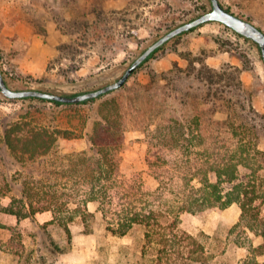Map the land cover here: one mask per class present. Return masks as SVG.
Instances as JSON below:
<instances>
[{"label": "rangeland", "instance_id": "rangeland-1", "mask_svg": "<svg viewBox=\"0 0 264 264\" xmlns=\"http://www.w3.org/2000/svg\"><path fill=\"white\" fill-rule=\"evenodd\" d=\"M220 2L227 10L264 31V0ZM85 6L89 9L96 6L101 13L100 20L93 17L98 31L72 45L67 31L77 30L74 22L77 23V14ZM210 10V0H0V67L6 71L9 86L14 90L42 88L64 95L97 90L117 81L166 33ZM32 20L40 32H35ZM20 24L31 26L35 34L44 37L45 43H53L57 48V55L41 75L35 76L30 67L19 63L29 56L25 53L29 41L26 48L21 45L20 49L17 37H12V50L16 51H7L10 38L3 36V30H15ZM178 37L165 44L119 89L122 91L118 94L120 101L135 102L144 87L163 85L162 93L169 91L175 96L171 103L177 119L193 118L198 110H211L220 120H226L230 114L237 123L257 127V146L264 151V61L259 46L220 23H208ZM171 70L174 73L170 74ZM166 74L172 82L161 81ZM173 85L175 90H172ZM187 91H190L189 96L185 95ZM185 101L191 103L190 107L183 104ZM88 108L71 109L39 101L9 99L0 91V131L3 133L21 116L66 126ZM125 138L127 162L142 173L150 189H156L158 181L146 161L145 133L130 130ZM85 143L88 147L87 140H60L54 154L25 164L16 161L6 146L0 144V264L155 263L158 245L144 250V226L136 225L125 236L114 235L107 230L97 207L88 208L91 216L79 217L71 224V242L57 224H41L35 215L19 220L8 212V208L19 210L22 207L18 200L23 190L34 192L36 188L56 182L55 172L66 162L63 157L79 151ZM259 161L264 166V155L259 156ZM258 174L255 184L260 197L254 204L260 208L264 219V168ZM221 214L216 210L204 215H186L180 227L206 245L207 254L203 258L206 264H235L247 253L234 242L235 238L244 241L245 233L238 231L236 237H229L234 225L223 223ZM249 235L255 245L264 242L263 237L253 232ZM260 261L264 262V256Z\"/></svg>", "mask_w": 264, "mask_h": 264}, {"label": "trees", "instance_id": "trees-1", "mask_svg": "<svg viewBox=\"0 0 264 264\" xmlns=\"http://www.w3.org/2000/svg\"><path fill=\"white\" fill-rule=\"evenodd\" d=\"M100 15L96 6L90 9L85 6L77 14L78 21L74 22L77 30L67 31L72 45L98 31L93 17L100 20ZM32 22L35 32H40L36 22ZM163 48L154 52L140 68ZM1 70L9 85L6 71ZM169 79L166 74L161 81L172 82ZM162 86L144 87L135 102L129 104L120 101V90L79 104L42 98L18 99L71 109L89 108L66 126L28 120L25 116L9 124L3 133L0 131V144L6 146L16 161L38 162L54 154L60 140H87L89 146L63 157L66 162L55 172L56 182L36 188L34 192L23 190L18 200L22 207L6 211L19 220L51 211L52 223L62 227L71 242V223L79 217L91 216L88 204L95 202L107 230L114 235L125 236L136 225L145 227L144 250L158 245L154 264H206L203 260L206 245L199 237L180 230L184 216L225 210L237 203L242 215L230 228L229 237L243 231L244 241L235 238L234 242L247 253L235 264H264L260 261L264 256V242L255 245L249 235L253 232L264 238V219L260 208L254 204L260 197L255 182L264 168L259 161L264 151L257 146V127L237 123L230 114L226 120L217 119L211 110H198L193 118L181 121L175 117L176 110L171 103L175 96L169 91L162 93ZM172 90H175L174 85ZM189 94L190 91L185 93ZM183 104L191 105L186 101ZM200 113L210 117H201ZM130 130L145 133L146 161L158 181L156 189H150L142 173L127 162L125 136Z\"/></svg>", "mask_w": 264, "mask_h": 264}, {"label": "water", "instance_id": "water-1", "mask_svg": "<svg viewBox=\"0 0 264 264\" xmlns=\"http://www.w3.org/2000/svg\"><path fill=\"white\" fill-rule=\"evenodd\" d=\"M211 10L207 11L191 21L184 23L173 30L166 33L152 45H150L125 71V73L115 82L99 88L97 90L85 92L78 95H64L54 92H47L38 89L14 90L8 84L0 68V91L9 99H23V98H42L55 102L65 104H79L81 102L97 99L105 94L123 88L133 74L144 64L154 52L167 44L174 38L192 31L195 28L203 26L208 23H220L241 36L255 42L261 51L264 61V31L238 15L227 10L220 2V0H210Z\"/></svg>", "mask_w": 264, "mask_h": 264}, {"label": "crops", "instance_id": "crops-1", "mask_svg": "<svg viewBox=\"0 0 264 264\" xmlns=\"http://www.w3.org/2000/svg\"><path fill=\"white\" fill-rule=\"evenodd\" d=\"M3 36H5L7 40L8 38H10L8 40L9 43H7L9 47L7 48V51L11 50L13 53L16 50H12V46H13L12 37H17L15 39L20 49H21V45L25 46L26 48L27 47L26 43L28 41L30 42L29 46L25 50V53L26 52L27 54L29 53V56H27L24 60L22 59L19 60V63L21 64L22 67H27V66L30 67L35 73V76L41 75L44 72H46L49 66L50 60L55 55H57V48L55 44L50 43V42L45 43L44 37L39 34H35L33 28L27 24H22V25L20 24L19 26L15 28V30H12V31L8 30L7 28H4ZM36 69H38V71H36ZM83 142H85V140H83ZM86 148H87V144L85 147L80 148L79 151L84 150ZM92 207L94 208L97 207L98 209L97 203L90 202L88 204V208L91 209ZM219 211L222 212L221 221L223 223L235 225L241 219L242 209L240 205L237 203L233 204L232 206H230L229 208L225 210H219ZM35 217L38 219V221H40L41 224H49V223H52V221L54 220V215L51 211L38 213L35 215ZM53 224H57V223H53ZM71 231H72V228H71ZM72 235H73V232H72ZM72 239H73V236H72Z\"/></svg>", "mask_w": 264, "mask_h": 264}]
</instances>
